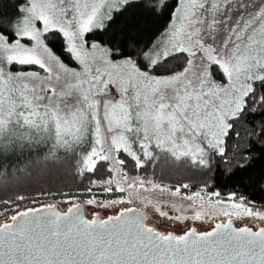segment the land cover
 <instances>
[{"label": "snow or ice", "instance_id": "1", "mask_svg": "<svg viewBox=\"0 0 264 264\" xmlns=\"http://www.w3.org/2000/svg\"><path fill=\"white\" fill-rule=\"evenodd\" d=\"M129 4L24 0L15 16L0 15V156L35 140L67 151L79 146L78 174L95 173L101 162L108 165L107 178L90 180L84 204L113 209L104 216L92 211L87 218L71 196L63 201L64 211L55 203L14 206L10 215L0 216V264H264V210L235 192L227 200L214 192L208 200L215 198L226 222L207 214L210 230H161L135 206L131 192L161 186L130 175L121 156L130 157L137 169L161 154L177 161L190 157L202 167L212 156L229 163L227 141L234 134V156L243 152L250 158L236 124L250 112L264 111V0H176L168 26L150 43L130 27L113 30L103 45L89 42V34L107 31L114 14ZM57 33L78 67L68 66L49 47ZM173 57L183 64L169 71ZM14 66L38 70L14 72ZM243 131L246 142L254 137L264 147V121L258 130ZM97 189L127 195L98 199ZM202 192L186 199L195 204L199 198L202 208ZM180 193L176 187L170 195ZM141 203L152 205L156 218L180 223L206 215L195 211L189 217L171 204L180 214L170 216L147 197ZM234 218L255 223L236 227Z\"/></svg>", "mask_w": 264, "mask_h": 264}, {"label": "trees", "instance_id": "2", "mask_svg": "<svg viewBox=\"0 0 264 264\" xmlns=\"http://www.w3.org/2000/svg\"><path fill=\"white\" fill-rule=\"evenodd\" d=\"M23 3L24 0H0V15L15 16L17 8ZM175 7L176 0L130 2L126 11L114 14V22L107 31L96 30L88 35V40L103 45L109 41L113 30L130 27L141 41L150 43L168 26ZM48 45L68 66L77 67L64 51L62 35L57 33L55 38H50ZM111 46L115 47V42ZM182 64L183 59L173 57L169 59L166 67L169 71L179 70ZM14 68L29 69L34 66ZM262 121L264 111L250 112L242 121H237V130L242 131L239 142L244 149L251 148V151L246 153L249 159H244L243 152L234 156V145L237 143L234 134L227 141L225 159L229 163H225L224 159L218 156H212L209 166L202 167L193 164L189 157H181L177 161L168 154H161L159 159L150 161L142 169H137L130 157L124 153H121V156L128 161L127 170L130 175L143 177L161 188L167 187L175 191L176 187H181L180 194L184 196L201 190L205 195L219 192L220 198L224 200H227L229 193L235 192L255 208L264 210V147L254 137L246 142V132L243 131L253 128L258 130ZM81 153L79 146L74 151L54 150L46 143L17 146L5 156H0V216L10 215L14 206L24 209L51 203L58 205L71 196L78 198L84 206L86 217L90 218L89 209L93 206L85 205L84 201L91 194L84 190L91 186L90 180L107 178L108 165L107 162L98 163L95 173L80 175L78 161ZM184 184L189 187L183 188ZM146 187L151 188V185ZM94 191L98 199L122 196L120 193L103 194L99 189ZM21 196L24 199L18 200L17 197ZM5 201L10 203L6 204Z\"/></svg>", "mask_w": 264, "mask_h": 264}, {"label": "rangeland", "instance_id": "3", "mask_svg": "<svg viewBox=\"0 0 264 264\" xmlns=\"http://www.w3.org/2000/svg\"><path fill=\"white\" fill-rule=\"evenodd\" d=\"M133 1H140V0H130V2ZM254 3H259V0H254ZM223 37H221L222 39ZM22 43L28 44L30 45L31 42L24 40L22 41ZM118 59V58H116ZM18 67V66H16ZM78 67V65H77ZM18 70H22V71H29V70H38L36 68V66H34V68H29V69H15L14 67L12 68V71H18ZM219 78V77H217ZM46 143L52 147V141H48V140H35L32 143H26L27 145H31V146H36L38 145H42ZM25 145V144H24ZM85 147H87V145H85ZM60 150H65L63 148H57ZM54 149V150H57ZM83 153H81L80 155H82ZM81 157V156H80ZM190 158V157H189ZM191 159V158H190ZM148 191H144L143 188L140 189H133L131 190L132 192V198L134 201L135 206L137 207H141L143 211L148 212L149 214H151V219L153 221V223H157L162 225V230H164V228H167V230H171V231H175L177 233H183L184 231H186L188 228L191 227H196L198 231H206V230H210V227L213 226V222L209 219L207 214L213 215L215 216V220L216 222H220V221H226L227 218L223 217L219 214V210L218 208H215L214 206V200L215 198H213L212 202L210 203L208 200V197L210 195H205L202 193V195L205 197L204 201H203V207L201 208L200 206V201L199 198H197L195 204L193 203V201H189L186 199L187 196L189 195H179L176 197H173L170 195L171 191L174 190H169V192L164 193L161 191V187L160 188H148ZM122 194V196H126L127 193H120ZM192 195V194H190ZM147 197L148 199H150L153 204H159L161 208H163V210L167 211L169 213L170 216H175V215H179L180 212L178 211H174L173 208L171 207V204H175L177 206L178 209H184V215H187L189 217L194 215L195 211H203L204 213H206V215L202 218V220H192V219H188L186 220L184 223H180L179 221H174V220H168L166 218H156L157 217V213L155 212L154 208L152 207V205H149L148 207H144L143 204L141 203V200ZM67 204L60 202L58 204V207L61 211L66 210L67 208ZM131 206V205H129ZM90 214H88V216H90L91 218V212L92 211H99L101 216H104L105 214H112L113 209L111 208H107V209H97V208H90L89 209ZM233 221L236 223L237 226H243L246 222L247 223H255V221H249L247 220V218L244 219H233Z\"/></svg>", "mask_w": 264, "mask_h": 264}, {"label": "water", "instance_id": "4", "mask_svg": "<svg viewBox=\"0 0 264 264\" xmlns=\"http://www.w3.org/2000/svg\"><path fill=\"white\" fill-rule=\"evenodd\" d=\"M82 205V204H81ZM82 207H83V210H84V212H85V209H84V206L82 205ZM146 212V211H145ZM146 213H148V212H146ZM148 215H149V218L151 219V214H149L148 213ZM150 221V220H149ZM235 226V225H234Z\"/></svg>", "mask_w": 264, "mask_h": 264}, {"label": "flooded vegetation", "instance_id": "5", "mask_svg": "<svg viewBox=\"0 0 264 264\" xmlns=\"http://www.w3.org/2000/svg\"><path fill=\"white\" fill-rule=\"evenodd\" d=\"M152 220V219H150ZM226 222V221H225ZM233 224L236 226V227H240V226H237L236 223L233 221ZM177 233V232H176ZM177 234H182V233H177Z\"/></svg>", "mask_w": 264, "mask_h": 264}]
</instances>
